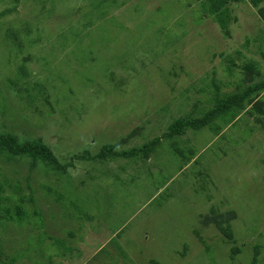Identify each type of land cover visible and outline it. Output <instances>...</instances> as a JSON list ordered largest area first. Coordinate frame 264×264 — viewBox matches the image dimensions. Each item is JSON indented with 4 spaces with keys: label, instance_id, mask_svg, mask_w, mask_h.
<instances>
[{
    "label": "rangeland",
    "instance_id": "1",
    "mask_svg": "<svg viewBox=\"0 0 264 264\" xmlns=\"http://www.w3.org/2000/svg\"><path fill=\"white\" fill-rule=\"evenodd\" d=\"M15 1L0 0V130L41 137L63 159L135 127L121 148L138 147L173 119L202 114L214 103L212 69L223 93L235 91L244 61L264 77V2H232L218 15L204 12L206 0ZM233 122L216 134L204 126L161 138L148 159L91 161L89 172L74 159L65 172L38 165L29 173L0 152V184L12 175L26 192L36 188L38 209L51 217L45 255L32 244V261L15 264L50 255L51 264H247L256 241L264 264V113L249 105ZM211 210L236 212L231 240L201 224ZM24 228L0 233L6 253L35 241Z\"/></svg>",
    "mask_w": 264,
    "mask_h": 264
},
{
    "label": "trees",
    "instance_id": "2",
    "mask_svg": "<svg viewBox=\"0 0 264 264\" xmlns=\"http://www.w3.org/2000/svg\"><path fill=\"white\" fill-rule=\"evenodd\" d=\"M240 1L244 0H206L207 4L202 3V5L203 7L207 6L206 9L203 8L204 12L207 11L211 14L220 15L221 12L223 13V11L227 9L226 6H228L230 3H238ZM246 1L254 7H259L260 4L264 2V0ZM13 2L16 3L15 0H13ZM14 6L15 4H13L11 8H8V10L12 9ZM258 11L264 17V6H260ZM1 14H4V12H1ZM229 62L231 65L234 64V60L232 58L229 59ZM240 69L242 70V75L240 77H236V81L234 82L237 87L234 92L228 93H223L220 91V87L215 81V79H217V73L215 69H212L211 77L214 80L212 84L215 88V95L213 96L214 103H212V106L206 109L202 114L199 112L196 115L194 111H191L185 115H182L181 117L173 119L170 123H168L166 131H164L159 136L146 139V141L143 144H140L138 147L134 146L129 149H122L121 145L131 138L136 132L140 131L141 127H135L131 129L124 136L118 138L117 140L115 139L116 141L114 140L102 143L98 150L94 153L90 151L89 147L85 146V148L78 153L67 155L66 160V158L63 159L60 157L61 155L65 154H57L53 150V147L45 143L41 137H36L33 139L21 138L10 131L0 130V152L6 153L7 157L12 159L16 166L20 165L21 167L22 165H26L29 173L36 170L38 165H41L45 169H51L56 172H65L67 171V166L70 164L72 165V161L74 159L85 160L89 162V165L91 161L98 165H102L107 160H114L120 157H134L135 155H138L137 157L141 159H148L150 154L153 152L154 146L160 141L161 138L171 139L175 136L184 134L187 130H197L204 126L216 134L223 126L234 124V119L249 105L252 107V109L264 113V101L259 97L261 91L264 90V77H261L260 69L255 64V61L252 60H249L248 62L244 61ZM226 70L229 72L231 68ZM228 75H233V72L228 73ZM235 76H237L236 73ZM21 89L22 88H18L16 90L21 91ZM203 90L204 89L200 90L199 93H202ZM19 97L22 96L20 95ZM89 144L91 143L89 142ZM193 153L194 152H192V155L190 154V157L188 158L189 160L194 158V155L196 156V154ZM197 157L194 159V162L197 161ZM23 158L24 160L27 159L26 164L23 163ZM89 165L87 171H93V169H91L92 166ZM17 169L14 168L12 170L14 171L13 174L20 173V170ZM8 176H6L4 182L1 183L2 185L0 184V233L5 232L8 224L18 225L20 230H23V226L25 225V239H31L32 236V239L35 238V241L28 240L25 242L24 247H18L13 251L12 255L10 253H6V249H9V251L12 249L10 246H4V239L0 236V264H15V262L19 260L21 256L22 258L20 261L25 258H27L29 261H32V259L29 258V255H27V252L29 249H31L32 244L35 246V251L45 255V249L41 241V234L45 232L44 234L47 233V235H49L48 228L46 229V224H48V220H51V217L46 218L47 216H44V214L40 212L37 207V200L36 196L34 195L36 188L33 189V187L28 184V192H26V190L20 186V178L14 180L12 179V175ZM26 179L28 181L30 180L29 175L26 176ZM4 183H6V185ZM40 188L41 186L38 187L37 190ZM48 191L52 193L56 202L60 201L62 198V194L59 192L56 193L54 188H48ZM27 207H29L30 210ZM61 212L62 215L65 216L66 213L63 211V209L59 213ZM211 212L212 214H205L201 217V224L208 225L213 223L222 231L226 230L224 231L225 235L229 240H231L233 232L231 231L228 224L231 219L235 218L236 212L234 210H229L225 213H221V215L214 214V210H211ZM67 215L70 216L69 213H67ZM71 218L72 216H70L68 219ZM219 218L226 222V228L221 226ZM78 223L79 224L77 225L81 227L79 219ZM36 228L44 229L36 232ZM199 237L200 236H198V238ZM200 241L204 243L201 238ZM62 244L63 242L59 243V248L64 250L66 245L63 246ZM262 247L263 244L259 243L258 241L253 243L251 250L252 256L249 263L247 264H263V262H261L262 259L260 255ZM19 248L26 251H20V254L17 255L16 253ZM236 251L238 252L239 249L233 247L229 255L231 259L235 257ZM51 259L52 258L50 255L48 258L49 262L46 264H51Z\"/></svg>",
    "mask_w": 264,
    "mask_h": 264
}]
</instances>
